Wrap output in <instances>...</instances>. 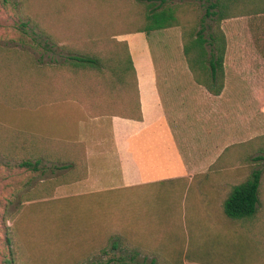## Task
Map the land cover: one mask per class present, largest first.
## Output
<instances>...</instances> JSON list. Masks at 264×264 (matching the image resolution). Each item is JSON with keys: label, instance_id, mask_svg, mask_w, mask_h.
<instances>
[{"label": "rangeland", "instance_id": "rangeland-1", "mask_svg": "<svg viewBox=\"0 0 264 264\" xmlns=\"http://www.w3.org/2000/svg\"><path fill=\"white\" fill-rule=\"evenodd\" d=\"M168 1L190 4L191 16L185 11L183 21L200 16L207 5L206 0ZM262 7L252 6L221 22L227 41L228 84L236 82L239 99L222 101L220 134L224 133L228 147L232 145L228 138L237 135V128L239 139L234 144L241 145L234 159H227L225 182L214 187L213 194L210 187L201 185L196 193L191 183L109 190L95 203L91 195L55 197L54 188L61 181L58 175L64 173V168L58 167L65 166L61 161H66L68 153L55 136L71 129L64 127L71 118L68 106L84 108L79 110L82 117L91 106L99 107L104 115L127 113V99L134 101V95L116 80L110 67L122 60L125 51L121 37L125 33L121 32L141 27L144 5L135 0H0V55L14 52L15 64L14 79L5 81L6 88L0 83V124L23 131L26 139L40 136L33 144L39 149L32 150L45 154L38 157L36 170L19 166L27 157L0 154V264H99L109 259L108 264H264ZM165 29L149 32L152 54L157 62H182L186 69L181 27ZM71 54L100 57V70L59 68L67 64ZM30 63L45 67L43 78L38 77L41 72L35 67L19 75L18 66ZM59 74L66 81L60 83ZM36 81L42 85L43 100L31 107L32 98L40 93L34 89ZM60 90L65 97L68 91L73 92L76 102L72 98L59 103L51 99L50 94ZM210 120L201 122L210 126ZM43 132L49 137H42ZM11 134L10 130H0L4 138L10 139ZM256 168L262 175L256 213L240 219L228 217L223 199L233 184L245 180ZM66 175L73 176L71 172ZM42 183L53 190L36 189ZM22 196L28 198L22 202ZM109 212L114 217L112 229L109 224L101 226ZM6 236L11 240L9 247ZM113 244L117 247L112 248Z\"/></svg>", "mask_w": 264, "mask_h": 264}, {"label": "crops", "instance_id": "crops-1", "mask_svg": "<svg viewBox=\"0 0 264 264\" xmlns=\"http://www.w3.org/2000/svg\"><path fill=\"white\" fill-rule=\"evenodd\" d=\"M148 34L136 31L121 35L135 71L141 119L98 114L92 109L82 117L79 110L84 108L68 106L71 118L64 127L71 129L55 136L68 150L64 173L58 175L61 181L54 188L55 197L91 195L97 203L109 190L138 189L157 183L173 187L191 183L196 193L201 185L210 187L213 194L212 189L225 182L223 165L210 167L226 147L219 126V117L224 115L221 103L239 99L236 82L228 84L227 52L224 87L219 95H211L194 81L186 62V69L182 62H157L148 45ZM65 101L68 99L58 103ZM232 105L234 111V102ZM202 119H211V125L206 126ZM231 126L234 128L235 123ZM234 132L237 135L229 136V144L239 139V130ZM43 133L42 137L50 135ZM68 172L73 176L68 177ZM103 217L105 223L101 226L109 224L112 229L113 215L109 212Z\"/></svg>", "mask_w": 264, "mask_h": 264}, {"label": "trees", "instance_id": "trees-1", "mask_svg": "<svg viewBox=\"0 0 264 264\" xmlns=\"http://www.w3.org/2000/svg\"><path fill=\"white\" fill-rule=\"evenodd\" d=\"M8 1L9 0H2L3 3H7ZM135 1L139 4L144 5L143 14L141 16L142 25L134 31L127 30L121 33L136 31H144L149 33L154 30L180 26L182 52L187 67L194 81L202 85L212 95H219L224 87V57L226 53L227 41L225 33L221 28V22L227 18L236 17L241 13L247 12L252 6H264V0H206L207 5L205 6L204 12L200 16H194L190 20L183 21L181 18V14H183L185 11H189V3L182 2L180 4H177L172 3L168 0ZM262 8L264 9V7ZM189 15L191 16V12ZM123 44L125 47V51L124 54L121 55L122 60H120L119 62H114L111 65L110 69L116 80L121 85H126L125 88H128V91L131 90V96L134 95L135 100L131 101L130 99H127L126 114L111 113V115L117 114L128 118L141 119L138 94L135 85V71L132 65L130 54L128 52L127 44L125 41L123 42ZM13 53L0 55V58H2L0 59V68L3 69V71L0 73V83L4 84V88H6L5 81H12L14 79L13 69L15 68V64L13 62ZM67 59V64H62L60 65V67H58H68L72 71H75L78 68L100 70L102 64L100 57L89 54H71L67 57ZM28 65H31V67H29ZM18 67V69L20 70L19 75H24V70H27L26 72H28L29 69L31 70L35 67L41 72L38 77L43 78V70L45 67L40 64L30 63L26 65H19ZM72 73L74 74V72ZM6 75H10L12 77L9 76L10 78H5ZM33 75L34 74L32 73L31 76ZM58 78L60 80V83L63 80L66 81V79H64L63 77V74H59ZM66 84L69 85L68 83ZM33 85L34 89H37L35 91H39L40 93L36 94V96L32 98L33 102L31 104V107L37 105V102H40V100H43V93L41 92L42 85L37 81L34 82ZM61 91L62 90L58 91V93L56 94H50L51 99H75L77 96H73V92L68 91L67 96L65 97L60 93ZM8 99L11 101L13 100V97L10 96ZM25 100L26 104H29L27 99ZM90 108L93 111L98 112V114H104L100 112L99 107L96 108L91 106L89 107V109ZM1 128L10 130L12 134L10 136V139L6 136V138H4L0 135V154L9 158L12 157L16 159L27 157L25 160H22L20 162L19 166L31 167L32 169L36 170L39 163L38 157L40 155L45 156V154L42 152L39 154V152L36 153L32 150L39 149L35 148L33 144H36L35 142H38L40 136L31 135L30 137H28V140L22 136L23 131H15L0 124V130ZM240 146L241 145H239L238 143H233L232 145L226 147L218 157L216 163L212 164L210 168H215V165L217 164L219 166L221 164L225 168V164L228 162L227 159H234L235 154H237L238 150L240 151ZM37 147H44V145L41 144L40 146L37 144ZM227 151L229 152L226 154ZM32 159H35V162H32ZM63 165L64 164H62V167L58 168H64L65 166ZM261 177V170L256 168L251 171L250 175L245 180L231 186L230 190L227 192L225 198L222 201L223 211L225 215L232 219H240L243 217H251L256 213L260 201ZM45 187L50 188L51 191L53 190V187H51L48 183H42L38 185L36 189ZM22 198V202H24V200L28 198V196H22ZM5 243L8 247L11 244V240L8 236H6L5 238ZM116 247L117 244L112 245V248ZM119 260L122 259L119 258ZM111 261L112 260L109 259L107 261L100 262L99 264H108Z\"/></svg>", "mask_w": 264, "mask_h": 264}]
</instances>
